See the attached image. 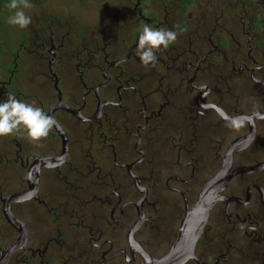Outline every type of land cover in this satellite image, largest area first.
I'll return each mask as SVG.
<instances>
[{
	"label": "flooded vegetation",
	"instance_id": "1",
	"mask_svg": "<svg viewBox=\"0 0 264 264\" xmlns=\"http://www.w3.org/2000/svg\"><path fill=\"white\" fill-rule=\"evenodd\" d=\"M128 1L87 32L43 12L10 48L0 20V101L11 92L58 121L38 142L0 137V257L21 238L7 264H145L141 249L158 258L157 241L173 246L205 185L248 142L222 182L252 170L220 192L186 264H264V118L230 126L264 116V4L247 24L253 0L203 11L196 0ZM145 24L178 32L155 66L137 55ZM133 177L147 192L134 232L143 193ZM15 194L20 228L5 216Z\"/></svg>",
	"mask_w": 264,
	"mask_h": 264
},
{
	"label": "clouds",
	"instance_id": "2",
	"mask_svg": "<svg viewBox=\"0 0 264 264\" xmlns=\"http://www.w3.org/2000/svg\"><path fill=\"white\" fill-rule=\"evenodd\" d=\"M30 8V0H9L8 8L16 10L7 18V23L27 28L32 18L25 14L21 8ZM178 38V32L174 29L164 27L153 28L145 24L139 34L138 52L140 62L145 66H155L158 61L157 51L167 50ZM254 117L264 118L260 113L252 116H237L230 121V126L241 128L251 122ZM58 121L49 116L40 107L18 100L14 94L9 92L6 100L0 101V137L12 136L18 132H26L27 139L38 142L48 137ZM194 258V257H190Z\"/></svg>",
	"mask_w": 264,
	"mask_h": 264
},
{
	"label": "water",
	"instance_id": "3",
	"mask_svg": "<svg viewBox=\"0 0 264 264\" xmlns=\"http://www.w3.org/2000/svg\"><path fill=\"white\" fill-rule=\"evenodd\" d=\"M252 133H254L253 128ZM63 139L66 141L65 135H63ZM247 143L248 142H244L243 144L241 143L242 145H239L237 149H233L227 156L229 158H227L223 170L220 173L216 174L205 185L198 198L196 199L194 205L185 213V216L180 225L178 238L171 249L167 252V254L160 258H155L148 254L145 250H140V254L143 257L145 264H186L189 260H197L195 255L196 245L206 229L210 214L215 203L220 199H224L223 195H221L220 192L225 190L237 175L246 173L247 170H252L248 167L238 168L227 177L225 182H221L230 170V161L233 152L235 150L244 148ZM133 178L135 179L138 189L143 193V197L137 205L139 211V219L133 228L134 232L140 227L144 219L142 206L147 199V192L146 190L140 189L138 180L135 177ZM19 196L20 195L18 194L10 196L8 198L7 208L5 209V216L8 222L17 228L23 227L24 224L19 221L11 212L10 204L14 200H18V198H20ZM23 243V239L20 238L15 244L7 249L5 256L0 257V264H7L13 252Z\"/></svg>",
	"mask_w": 264,
	"mask_h": 264
},
{
	"label": "rangeland",
	"instance_id": "4",
	"mask_svg": "<svg viewBox=\"0 0 264 264\" xmlns=\"http://www.w3.org/2000/svg\"><path fill=\"white\" fill-rule=\"evenodd\" d=\"M149 2H155V0H148ZM196 9L197 11H203L208 5L209 0H196ZM222 7L232 10L235 7V4L239 0H218ZM245 1V0H244ZM30 8H21L26 15L32 18V22L35 19V16L42 15L43 12L52 13L55 15L65 16V18L70 21L72 24L80 25L84 31L94 30L101 25L102 22H109L112 20L114 12L118 9H129L128 0H30ZM239 4V3H238ZM264 2L262 0H253L252 5L244 8L245 20L247 24L250 22V16H252L255 10L262 8ZM221 7V8H222ZM16 10H10L8 8V3L4 2L2 7V13L0 14V20L2 26L4 27V41L6 45L10 48L14 43V32L16 30L25 31L27 28L21 29L19 26L10 25L7 23V18L14 14ZM30 26V25H29ZM246 40V38H245ZM209 173L204 174L205 179L209 178ZM168 238V236H166ZM164 238V242L160 244L157 241L155 253L158 258L164 256L169 251L173 241H168ZM134 264H142L140 260H137Z\"/></svg>",
	"mask_w": 264,
	"mask_h": 264
},
{
	"label": "trees",
	"instance_id": "5",
	"mask_svg": "<svg viewBox=\"0 0 264 264\" xmlns=\"http://www.w3.org/2000/svg\"><path fill=\"white\" fill-rule=\"evenodd\" d=\"M189 1L191 2L192 0H186V2H188L189 3ZM4 2H9V0H1V3H4ZM154 182V181H153ZM156 183V182H155ZM152 184H154V183H152ZM152 199H154V198H152ZM161 212V211H160ZM159 212V214H157V218L159 217V220L161 221V218H162V213H160Z\"/></svg>",
	"mask_w": 264,
	"mask_h": 264
},
{
	"label": "bare ground",
	"instance_id": "6",
	"mask_svg": "<svg viewBox=\"0 0 264 264\" xmlns=\"http://www.w3.org/2000/svg\"><path fill=\"white\" fill-rule=\"evenodd\" d=\"M222 181H223V180H222ZM222 181H221V182H222Z\"/></svg>",
	"mask_w": 264,
	"mask_h": 264
}]
</instances>
